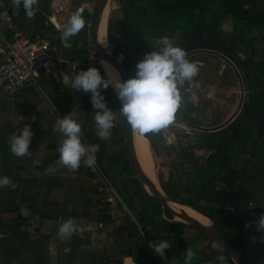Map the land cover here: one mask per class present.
I'll list each match as a JSON object with an SVG mask.
<instances>
[{
    "label": "trees",
    "instance_id": "trees-1",
    "mask_svg": "<svg viewBox=\"0 0 264 264\" xmlns=\"http://www.w3.org/2000/svg\"><path fill=\"white\" fill-rule=\"evenodd\" d=\"M114 1L117 6L108 13L107 40L111 53L121 56L129 77L135 74V63L162 36L175 38V44L183 49L214 44L222 54L234 58L246 90L239 112L224 130L208 134L184 131L181 134L185 142L179 134L176 146H169L177 149L168 176H159V184L165 193L214 220L247 264H264V234L253 227L242 229L240 214L249 201L255 203L260 214L264 213V0ZM77 8L84 9L86 26L71 38L70 48L61 42V29L37 6L31 19L21 4L18 14L11 8V23L0 21V39H10L15 31L28 36L51 33L50 49L69 62L63 65L69 73L63 84L41 76V88L28 84L13 99L0 90V177L8 176L16 184L15 189L0 188V264H123L118 255L131 256L135 264H160L162 260L170 262L171 257L175 258L172 264H184L188 248L196 252L192 264H221V255L224 264H234L227 252L193 227L208 241L197 247L202 243L200 237L184 235V229L191 226L170 220L171 213L162 212L160 203L147 195L130 167L123 126H114L107 140L97 137L90 93L71 89L69 83L76 72L90 66L107 77L89 46L94 5L90 9L80 3L74 11ZM227 16L233 19L230 28L226 26ZM70 67H75L73 73ZM184 86L191 87L187 83ZM40 91L45 92L47 101ZM101 92L107 96L110 109L115 101L114 108L119 112L121 104L111 85ZM183 101L176 118L201 126V119L193 115L195 104L188 97ZM56 114L68 115L81 124L82 142L94 152L95 161L130 212H123L120 218L125 225L122 238L116 239L105 254L83 249L90 244L87 231H77L68 241L57 235L59 223L68 218H83L102 226L114 224L119 217L105 214L104 193L92 184L93 174L87 168L73 172L58 165V147L64 137L53 131ZM25 121L33 132L32 147L28 156L17 158L10 151V141ZM144 136L155 151L162 132ZM196 150H206L208 155H197ZM34 160L40 163L33 164ZM25 208L26 216L20 214ZM122 209L119 203L117 210ZM32 218L36 219L34 225ZM44 221L53 223L49 230ZM165 240L171 247L161 258L153 254L149 244ZM52 243L58 248L54 260L50 254ZM65 248L70 251L65 252Z\"/></svg>",
    "mask_w": 264,
    "mask_h": 264
},
{
    "label": "clouds",
    "instance_id": "clouds-1",
    "mask_svg": "<svg viewBox=\"0 0 264 264\" xmlns=\"http://www.w3.org/2000/svg\"><path fill=\"white\" fill-rule=\"evenodd\" d=\"M21 4L25 15L31 19L34 16L33 8L38 7V0H12L13 13L18 14ZM83 8H77L61 28L60 39L65 47L70 48L71 38L77 36L86 26ZM175 38L162 36L154 41L152 50L145 53L134 66V75L121 80L119 73L111 69L107 77L90 66L86 70L76 72L69 81L71 89L90 93L94 127L99 139L107 140L115 126V112L107 107L101 89L110 85L116 93L121 107L120 115L127 121L130 128L140 135L159 134L174 124L177 113L183 105L181 89L187 83L193 85L194 78L199 74L200 66L187 58L185 49L175 44ZM106 40L102 43L104 44ZM106 72L111 68L106 61L100 60ZM53 131L63 135L58 152V165L77 171L83 162L87 167L95 165V154L82 142V127L75 119L68 115L57 116ZM33 132L30 125L24 124L19 132L11 137L10 151L13 156L23 158L30 154L29 147ZM34 160L33 164H39ZM16 188V184L8 177H0V188ZM21 215H28V210L22 209ZM257 230H264V213L259 217ZM77 232L73 219L62 220L58 226L57 235L62 241H68ZM217 247L221 246L218 244ZM153 254L165 257V249L171 247L168 241H160L151 245ZM222 249V248H221ZM223 250V249H222ZM70 248H65V252ZM196 252L188 248L185 250L184 264H192ZM224 264V256L218 257Z\"/></svg>",
    "mask_w": 264,
    "mask_h": 264
},
{
    "label": "rangeland",
    "instance_id": "rangeland-1",
    "mask_svg": "<svg viewBox=\"0 0 264 264\" xmlns=\"http://www.w3.org/2000/svg\"><path fill=\"white\" fill-rule=\"evenodd\" d=\"M83 4L88 8L92 9L95 3V0H72L71 4V13L66 10H62L56 13V16L64 17L65 21H67L68 17L74 12L73 10L76 8L78 4ZM117 4L114 0L109 1V12L113 8H116ZM56 20V19H55ZM233 19L227 16L226 26L230 27L232 25ZM57 23V20H56ZM109 50L111 49V45L108 43ZM197 48V49H194ZM187 53V58L198 64L200 66L199 74L194 78V83L191 87H183L182 94L183 97H188L196 106V110L193 115L196 118H200L202 121L201 126L210 127L213 125L222 124L227 121L231 116H236L241 108V104L245 95V87L243 84V79L241 78L240 71L238 66L232 60V58L214 54L213 51L207 50L205 46L200 45H192L190 48H184ZM194 49V50H193ZM120 59L121 56H118ZM233 61V62H231ZM70 72L75 71V67H70ZM69 74V73H68ZM41 94L45 96L46 101L48 100L45 92L40 91ZM106 96V95H104ZM107 97V96H106ZM105 100H108L106 99ZM109 100H114L113 96H111ZM112 103V104H111ZM111 110L115 112V126H123V117L119 114L118 110L114 107L115 101L111 102ZM51 105V103H48ZM52 106V105H51ZM53 108V107H52ZM110 108V107H108ZM114 108V109H113ZM55 113V110L52 109ZM73 113H70V116ZM59 116L56 114V117ZM21 117V116H20ZM61 117V116H60ZM192 126L184 123L182 120L176 118L173 125H171L168 129L162 131V140L159 143L158 147L155 151L150 148L151 156L153 159V168L154 175L157 183L159 184V176L162 178H167L170 163L173 161V156L175 152V147H169L171 145L176 146L177 138L179 134H183L184 131L194 133ZM209 132V131H208ZM212 133V132H209ZM181 134L183 142H185L186 138H184ZM181 140V138H180ZM32 144L30 143L29 150L31 149ZM95 147V146H94ZM93 147V148H94ZM195 154H202V156H207L208 153L206 150H196ZM160 185V184H159ZM227 204H231L227 202ZM183 211V210H181ZM121 212H123L121 210ZM130 214L129 211H124ZM117 214V212H116ZM124 214V213H123ZM119 218H123V215L119 216ZM52 222L47 227V230L52 226ZM96 225V224H95ZM189 225V224H187ZM191 226V225H189ZM96 228L97 226H93ZM123 227V225H122ZM124 227L122 228V231ZM262 233V232H261ZM184 235L188 237H200L202 241V245L198 244L197 247L203 246V244H207L208 241L199 236L197 231L191 227H186L184 229ZM123 240V239H122ZM121 240V241H122Z\"/></svg>",
    "mask_w": 264,
    "mask_h": 264
},
{
    "label": "built area",
    "instance_id": "built-area-1",
    "mask_svg": "<svg viewBox=\"0 0 264 264\" xmlns=\"http://www.w3.org/2000/svg\"><path fill=\"white\" fill-rule=\"evenodd\" d=\"M12 8L11 0H0V21L11 23L10 11ZM63 9L62 5H50V21L54 15ZM52 34L49 32H38L34 36L25 35L19 31L13 32L10 39L1 37L0 39V90L7 93L13 99L17 93L28 84H35L40 87L39 79L41 76L57 84H63L67 80L68 73L64 69V64H69L68 60L57 57L50 49ZM41 88V87H40ZM28 124L27 121L22 125ZM82 169H88L92 174V184L104 193V201L107 203L105 214L111 218L116 216L117 205L122 203L119 195L100 169L99 164L87 167L81 163ZM243 217L242 229L250 227L257 229L260 213L253 201H249L241 210ZM264 234V230H260ZM171 264L175 258L171 257ZM162 260L160 264H169Z\"/></svg>",
    "mask_w": 264,
    "mask_h": 264
},
{
    "label": "water",
    "instance_id": "water-1",
    "mask_svg": "<svg viewBox=\"0 0 264 264\" xmlns=\"http://www.w3.org/2000/svg\"><path fill=\"white\" fill-rule=\"evenodd\" d=\"M110 0H95L94 3V9H93V15L92 19L89 23V29H88V36H89V46L92 53L99 59L104 60L107 63L114 66L120 76L121 80L129 78V74L126 70V68L122 65L121 60L114 56L111 53V50H109L108 47H103L98 42V27L101 22V17L104 12V9L106 5L109 3ZM52 0H38V9L45 15H50V5ZM200 45V44H198ZM201 46V45H200ZM207 50H211L214 53H218L226 59L228 57L232 58L228 54H222L220 51H218L216 46L214 44H206L205 46ZM197 49V48H195ZM208 50V51H209ZM233 62V61H231ZM234 63V62H233ZM106 101V100H105ZM107 107L109 106V103L106 101ZM93 111H97L93 108ZM235 118V116H231L227 121L223 122L222 124L213 125L210 127H204V126H197L190 124L192 126V129L194 130V133L199 134L200 132H204L208 134L209 132H216L220 129H226L228 124ZM123 128H124V143H125V149L127 153V158L130 164V167L132 169L134 177L138 180L139 184L143 188V190L152 197L154 200L160 203L162 212L164 210H167L171 213L172 217L170 220H176L181 221L185 224H189L200 231H202L208 238H210L212 241H214L217 245L219 244L221 248L228 253L234 264H247L245 257L241 253V251L236 247V245L228 239L220 227L217 225V223L212 220L209 216L204 214L200 209H195L197 212L202 214L203 216H206L209 220L208 223H203L200 220L196 219L195 217L187 214L185 211H181L180 209H176L170 205V203H180L183 205L189 206L187 203L181 201L180 199L173 197L170 194H167L164 192V190L161 188V186L156 184L150 176L147 175V173L142 168L136 150L134 145V130L130 128L127 121L123 118ZM209 131V132H208Z\"/></svg>",
    "mask_w": 264,
    "mask_h": 264
},
{
    "label": "crops",
    "instance_id": "crops-1",
    "mask_svg": "<svg viewBox=\"0 0 264 264\" xmlns=\"http://www.w3.org/2000/svg\"><path fill=\"white\" fill-rule=\"evenodd\" d=\"M53 1H54L53 2L54 5H62V7H63L62 10H66V11H69L71 13V11H72V9H71L72 0H53ZM46 16L50 20L49 16H51V14L46 15ZM54 17L55 18H52V19L55 22L57 20L56 25L52 21L51 22L53 23V25L57 29H61L66 23L65 18L62 16L58 18L56 16V14L54 15ZM230 27H227V28H230ZM72 66H73V64H72ZM68 77H69V74H68L66 80L68 79ZM121 205L123 207V209H122L123 212L128 211V209L125 207V205L123 203H121ZM123 212H121V211L119 212L117 210V216L119 217V216H121V214L124 215ZM124 213H126V212H124ZM71 219H73V221L77 227V231H79V232L87 231L91 236L90 237V244L83 246V249L95 251L97 253H104L105 254L106 252H110L111 251L110 250L111 245L116 242V239H118L120 237L122 238V235L124 232V230L122 231V228L123 227L125 228L124 222L120 218L116 219L117 222H115L114 224H106V225L102 224V226H100L98 223L88 222L86 219H83V218H71ZM34 222L36 223V219L34 220V218H32L31 219L32 225H34ZM50 223H51V221H44V225L46 226V228L49 226ZM122 225H123V227H122ZM93 226H97V227L94 228ZM46 228H45V230H46ZM57 250H58V248L55 245V243L50 244V254H51L52 260H54ZM118 256H120V258L122 259L123 264H135V262L131 256H121V255H118Z\"/></svg>",
    "mask_w": 264,
    "mask_h": 264
},
{
    "label": "bare ground",
    "instance_id": "bare-ground-1",
    "mask_svg": "<svg viewBox=\"0 0 264 264\" xmlns=\"http://www.w3.org/2000/svg\"><path fill=\"white\" fill-rule=\"evenodd\" d=\"M53 2L54 1L52 0L51 4H53ZM108 12H109V3L106 5L104 9V12L101 17V22L98 27V42L103 47H108V40H107V34H106ZM105 40L106 42L102 44ZM107 64L111 66L108 72H106L105 67L102 66L106 75H108V73L111 72V69H115V71L118 72L114 66H112L109 63ZM134 145H135V150H136V153H137V156H138V159H139V162L142 168L147 173V175L150 176V178L158 185L155 179V175H154L153 159L151 156L150 144H149L147 137H145L144 135H140L139 133L134 131ZM170 205L176 209L185 211L187 214L195 217L196 219L200 220L203 223L209 222L206 216H203L202 214H200L199 212H197L190 206L183 205L180 203H170Z\"/></svg>",
    "mask_w": 264,
    "mask_h": 264
},
{
    "label": "flooded vegetation",
    "instance_id": "flooded-vegetation-1",
    "mask_svg": "<svg viewBox=\"0 0 264 264\" xmlns=\"http://www.w3.org/2000/svg\"><path fill=\"white\" fill-rule=\"evenodd\" d=\"M194 49H195V48H194ZM194 49H193V50H194ZM108 107H109V106H108Z\"/></svg>",
    "mask_w": 264,
    "mask_h": 264
}]
</instances>
